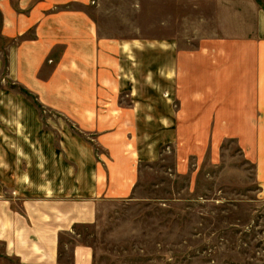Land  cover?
Listing matches in <instances>:
<instances>
[{
  "label": "crops",
  "instance_id": "crops-1",
  "mask_svg": "<svg viewBox=\"0 0 264 264\" xmlns=\"http://www.w3.org/2000/svg\"><path fill=\"white\" fill-rule=\"evenodd\" d=\"M91 1L0 0V264H92L61 238L165 149L184 172L234 142L264 191V0H215L195 48L98 39Z\"/></svg>",
  "mask_w": 264,
  "mask_h": 264
},
{
  "label": "rangeland",
  "instance_id": "rangeland-1",
  "mask_svg": "<svg viewBox=\"0 0 264 264\" xmlns=\"http://www.w3.org/2000/svg\"><path fill=\"white\" fill-rule=\"evenodd\" d=\"M214 2L92 0L85 11L98 39H174L195 48L219 34ZM165 150L142 165L130 199L98 203L93 224L61 238L64 263L83 244L92 264H264V191L237 145L224 143L217 160L190 153L184 172Z\"/></svg>",
  "mask_w": 264,
  "mask_h": 264
}]
</instances>
